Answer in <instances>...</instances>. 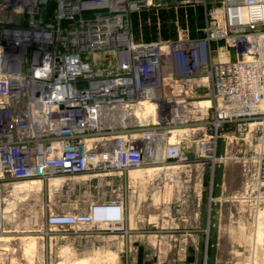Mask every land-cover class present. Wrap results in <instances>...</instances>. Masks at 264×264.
Listing matches in <instances>:
<instances>
[{"label": "built area", "instance_id": "2783aa9c", "mask_svg": "<svg viewBox=\"0 0 264 264\" xmlns=\"http://www.w3.org/2000/svg\"><path fill=\"white\" fill-rule=\"evenodd\" d=\"M206 2L0 0V235L14 188L37 182L31 194L44 185L57 197L43 205L41 238H123L121 195L74 197L70 210L57 200L133 172L150 186L174 168L213 175L254 134L255 164L224 201L264 200V0ZM170 6L204 7L199 34L134 38V16Z\"/></svg>", "mask_w": 264, "mask_h": 264}, {"label": "rangeland", "instance_id": "374dc122", "mask_svg": "<svg viewBox=\"0 0 264 264\" xmlns=\"http://www.w3.org/2000/svg\"><path fill=\"white\" fill-rule=\"evenodd\" d=\"M193 9L170 6L141 12L132 19L133 36L175 38L181 29L198 35L206 12L202 6ZM257 136L239 141L231 159L216 167L213 175L206 165L201 170L174 168L158 174L150 186L143 172L131 173V180L117 179L112 187L95 184L89 192L68 193L57 200L70 210L76 204L74 197L121 195L127 206L128 232L123 238L96 230L41 238L37 230L43 224V205L56 195H49L43 185L40 193L31 194L40 190L34 188L13 196L7 210L15 217L9 218L0 235V264H264V200L252 202L250 211L242 202L224 201L241 193L243 165L255 164ZM211 197L216 201L210 202Z\"/></svg>", "mask_w": 264, "mask_h": 264}, {"label": "bare ground", "instance_id": "6f19581e", "mask_svg": "<svg viewBox=\"0 0 264 264\" xmlns=\"http://www.w3.org/2000/svg\"><path fill=\"white\" fill-rule=\"evenodd\" d=\"M132 174H134V176H138L139 174L141 175L140 172H133ZM140 177V176H139ZM142 178V177H141ZM135 179V178H134ZM35 190H39L40 189V184L35 182V183H25V184H21L17 187L14 188L13 190V194L17 195L18 197H20V195L28 193L30 190L34 189ZM16 200V199H15ZM14 200V201H15ZM10 201V200H9ZM15 204V202H13ZM11 207V206H10ZM14 207V206H12ZM263 234V233H262ZM262 236V235H261ZM263 237V236H262ZM259 238V237H258Z\"/></svg>", "mask_w": 264, "mask_h": 264}, {"label": "crops", "instance_id": "0c3cea01", "mask_svg": "<svg viewBox=\"0 0 264 264\" xmlns=\"http://www.w3.org/2000/svg\"><path fill=\"white\" fill-rule=\"evenodd\" d=\"M210 2L212 1V0H209ZM217 1V0H216ZM186 9H193V8H184L183 10L185 11ZM194 11H195V9H193ZM251 208H252V206L250 207V206H247V210L248 211H250L251 210Z\"/></svg>", "mask_w": 264, "mask_h": 264}]
</instances>
